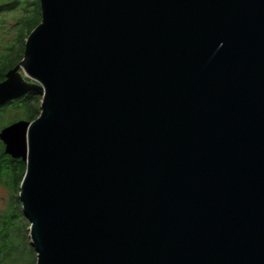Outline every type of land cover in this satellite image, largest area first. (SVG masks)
<instances>
[{
	"label": "water",
	"instance_id": "95a60500",
	"mask_svg": "<svg viewBox=\"0 0 264 264\" xmlns=\"http://www.w3.org/2000/svg\"><path fill=\"white\" fill-rule=\"evenodd\" d=\"M38 1L0 81L41 92L0 128L36 264H264V0Z\"/></svg>",
	"mask_w": 264,
	"mask_h": 264
},
{
	"label": "trees",
	"instance_id": "16d2710c",
	"mask_svg": "<svg viewBox=\"0 0 264 264\" xmlns=\"http://www.w3.org/2000/svg\"><path fill=\"white\" fill-rule=\"evenodd\" d=\"M20 3V1H18ZM37 6L34 9L28 8V5L23 8L25 13L22 17H26V33H28L40 22V7L39 1L36 0ZM7 7V6H6ZM21 17V18H22ZM21 20V19H20ZM20 40L18 51V60L22 58L24 50V38ZM10 56V55H9ZM7 55H0V81H2L3 74L14 66H7L5 60ZM14 59V58H12ZM16 64V63H15ZM41 98L40 91H30L23 99L10 100L0 106V117L6 111L18 113L16 117L11 118L7 123L24 118L32 120L39 114V102ZM6 125V124H4ZM4 125H1L0 128ZM10 162V167H7L6 162ZM16 162V164H12ZM25 170V163L21 159L12 158L4 153L3 144L0 141V186L9 189V199H15L18 204V209L22 214L19 206L20 200L16 195L19 191V183ZM9 203L3 211H0V264H36V252L27 237V226L29 222L24 218L23 214L21 220L16 222L17 216L12 214L9 210ZM21 205V204H20ZM23 216V217H22ZM29 227V226H28Z\"/></svg>",
	"mask_w": 264,
	"mask_h": 264
},
{
	"label": "rangeland",
	"instance_id": "374dc122",
	"mask_svg": "<svg viewBox=\"0 0 264 264\" xmlns=\"http://www.w3.org/2000/svg\"><path fill=\"white\" fill-rule=\"evenodd\" d=\"M18 1H20V3ZM26 5H28V8L35 10L37 6V2L36 0H0V55L4 53L5 55H7V58L5 60L7 66H11V65L15 66L20 62V60H18L17 55L19 51L20 40L23 39L21 36L24 35L27 36V34H25L27 30L26 17L25 19L24 17H22L25 13L28 14V12L23 11V8L26 7ZM25 39L26 37L24 38V42ZM18 72L21 74L23 78H27L21 67L18 68ZM17 114L18 113H13L11 111H6L5 113H3L0 117L1 125L4 124L7 125V123L11 120V118L16 117ZM6 164L7 167L9 168L10 162L7 161ZM12 164H16V162H12ZM9 194L10 192L8 188L4 186H0V211H3V209H5L9 203L10 205L8 208L12 214H15L17 216L15 221L18 222L21 220V216H20L21 212L18 209V204H16L15 202L16 200L9 199L10 197ZM16 195L18 196V192H16ZM20 204L19 206L21 209ZM28 226L26 227L27 237H28Z\"/></svg>",
	"mask_w": 264,
	"mask_h": 264
},
{
	"label": "flooded vegetation",
	"instance_id": "af4514ba",
	"mask_svg": "<svg viewBox=\"0 0 264 264\" xmlns=\"http://www.w3.org/2000/svg\"><path fill=\"white\" fill-rule=\"evenodd\" d=\"M5 74V73H4ZM4 74H3V78H2V80L5 78L4 77ZM25 80H27V81H30L29 79H27V78H24ZM28 95V93H25L24 95H22L21 97H18V98H15V99H12V100H16V99H23L24 97H26Z\"/></svg>",
	"mask_w": 264,
	"mask_h": 264
}]
</instances>
